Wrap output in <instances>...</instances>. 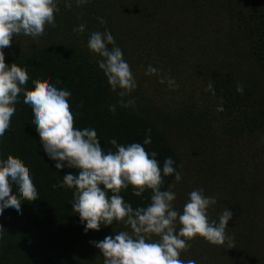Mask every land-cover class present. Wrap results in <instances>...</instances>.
<instances>
[{"label": "trees", "instance_id": "1", "mask_svg": "<svg viewBox=\"0 0 264 264\" xmlns=\"http://www.w3.org/2000/svg\"><path fill=\"white\" fill-rule=\"evenodd\" d=\"M66 2L71 3V8L65 7ZM98 17L106 23L101 25ZM82 23L86 24L85 32H74ZM105 28L114 36L116 45L129 53L150 42L154 35L160 43H170V50L201 53L198 61L202 65H197V73L213 83L216 93H207L212 107L206 115L214 113L223 122L222 131L228 139L237 141L244 158L241 176L229 183L233 193L226 197L228 206L242 208L239 224L244 217L251 222L254 213L257 218L264 212V0H90L82 6L76 0H59L54 27L46 26L43 36L36 40L16 35L11 47L3 50L6 65L15 63L27 70L26 90H34L32 82L39 80L70 91L68 102L74 127L95 129L105 152L115 151L109 143L112 139L124 146L143 144L150 129L151 144L144 145L145 150L157 153L161 169L164 159L171 157L173 166L180 171L179 151L169 136L173 130L178 137L183 135L184 117L162 115L144 104L143 97L135 91L125 97L135 99L134 109L119 106L120 98L110 90L98 68L99 57L87 48L90 34ZM237 85L243 86V94L236 92ZM23 99L21 93L0 142V159L11 155L23 163L38 199L22 202L19 216L8 211L0 216V264H103V256L90 241H101L120 231L130 232V227L114 221L99 232L85 233L71 207L75 189L53 188L63 182L65 174H76V170L55 168L33 130L32 115ZM221 101L224 111L217 112ZM110 105L117 106L114 113L109 111ZM194 133L195 137L209 139L203 128L202 133ZM163 179L161 190L172 191L173 178ZM12 188L11 194L15 195L16 186ZM132 191L129 187L120 195L134 210L150 203V190L140 197L132 195ZM230 223L238 224L232 220ZM213 258L210 255L194 260L196 264H221V258ZM223 261L232 264L226 258Z\"/></svg>", "mask_w": 264, "mask_h": 264}, {"label": "clouds", "instance_id": "2", "mask_svg": "<svg viewBox=\"0 0 264 264\" xmlns=\"http://www.w3.org/2000/svg\"><path fill=\"white\" fill-rule=\"evenodd\" d=\"M58 2L0 0V142L16 111L18 96L23 93V103L31 112L33 130L39 135L45 154L55 162L58 171L65 167L76 170V174H65L63 182L53 188L75 189L71 207L84 225L85 233L99 232L102 226L108 227L114 221L130 227V232L120 231L101 241H90L103 256V264H196L194 260L185 262L180 256L197 237L215 246L235 248L234 237L226 231L234 213L225 208L218 222L209 219L208 209L217 203L215 197L205 196L203 189L193 190L181 212L173 204L176 193L161 190L164 177L173 178L171 188L182 180V175L173 166L171 157L164 159L161 169L157 153L145 150L144 145L151 144L150 129L143 144L124 146L112 139L109 143L115 151L105 152L95 129L74 127L68 102L70 91L58 89L53 84H42L39 80L33 81L34 90L28 91L24 88L29 80L27 70L15 63L5 64L3 50L11 47L14 36L23 34L36 40L43 36L46 26L54 27ZM89 2L76 0L78 6ZM71 6V3H65L66 8ZM97 19L101 25L106 23L102 17ZM85 30L84 23L73 29L78 34ZM87 48L99 57L98 68L110 90L120 98L119 106L134 109L135 99L126 100L125 97L135 91L137 81L110 30L92 32ZM145 75L157 76L158 82L171 90L178 88L174 78L162 75L151 65ZM205 90L216 95L211 81ZM243 91V86L237 85L236 92L243 94ZM222 104L221 101L217 112L224 111ZM116 107L110 105L109 111L114 113ZM13 185L16 186L15 195L11 194ZM129 187L136 197L150 190V203L134 210L120 195ZM37 199V189L23 163L11 155L6 160L0 159V216L5 211L19 216L22 202L31 203ZM153 236L158 239L153 240Z\"/></svg>", "mask_w": 264, "mask_h": 264}, {"label": "rangeland", "instance_id": "3", "mask_svg": "<svg viewBox=\"0 0 264 264\" xmlns=\"http://www.w3.org/2000/svg\"><path fill=\"white\" fill-rule=\"evenodd\" d=\"M142 40H145L144 37ZM169 46L172 45L160 43L154 35L150 42L138 46L133 53L121 50L137 81L135 94L144 98L141 101L162 115L177 118L181 114L184 117L181 128L185 131H182L183 135L178 137L176 130H173L169 136L181 160L179 172L182 180L172 188L177 197L173 202L174 207L182 212L188 202V194L203 189L205 196L215 197L217 201L208 209L210 220L218 222L220 215L228 208L231 211L234 209L232 221L238 223L234 226L230 220L226 230L229 236L234 237L235 248L215 246L197 237L190 241L189 248L181 252L180 259L187 262L212 255L214 260L221 258V264H225L224 258L232 264H264V212L257 216L258 219L253 212L255 216H250L251 222L244 217L239 224L238 216L242 208L238 206L230 209L231 205L228 206L226 200L228 194L233 193L230 191V181L234 182L241 176L244 158L237 141L228 139L225 130L222 131L223 122L214 113L206 115L212 105L206 97L208 81L197 73V65H202V61H198L201 53H192L190 50L178 52L176 48L170 50ZM149 65L157 68L162 75L174 78L178 88L171 90L166 84L159 83L157 76L145 75ZM202 128L209 139L193 136V130L196 135L197 132L202 133Z\"/></svg>", "mask_w": 264, "mask_h": 264}]
</instances>
